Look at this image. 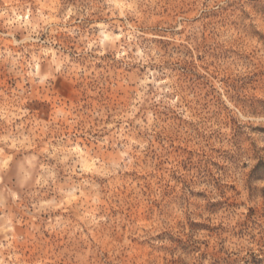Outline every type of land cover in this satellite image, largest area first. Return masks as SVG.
<instances>
[{
  "label": "rangeland",
  "instance_id": "1",
  "mask_svg": "<svg viewBox=\"0 0 264 264\" xmlns=\"http://www.w3.org/2000/svg\"><path fill=\"white\" fill-rule=\"evenodd\" d=\"M252 17L264 0H0V264H114L129 223H147V189L239 192L215 169L264 146Z\"/></svg>",
  "mask_w": 264,
  "mask_h": 264
},
{
  "label": "clouds",
  "instance_id": "2",
  "mask_svg": "<svg viewBox=\"0 0 264 264\" xmlns=\"http://www.w3.org/2000/svg\"><path fill=\"white\" fill-rule=\"evenodd\" d=\"M257 23L264 26V20L252 17L247 35L253 37L250 33L252 29L257 31ZM155 71L161 76L178 79L166 67ZM220 158L223 166L219 164L220 169H214L225 178H232L234 185L238 182L240 191L235 186H225L211 179L210 183L219 193L215 199L220 202H209L207 196L198 197L192 195V191L188 192L187 199L183 196L166 199L163 183L147 189V194L137 199L147 223H129L124 236L126 243L119 246L120 259L112 258L114 264H217V261L220 264L225 261L227 264H253L254 259L264 264V210L249 209V205L264 202V179L250 180L253 169L264 160V146L258 149L255 145L246 150L235 147L234 154L227 153ZM244 160L254 162L251 168L248 163H242ZM245 171L248 172L246 179L237 181ZM226 192L233 193V199L239 203L223 202L221 197L227 199ZM209 204L219 207L209 210ZM245 209H249L246 214ZM254 221L259 227L253 226ZM192 225L203 227L193 229ZM207 240H214L223 252L210 253Z\"/></svg>",
  "mask_w": 264,
  "mask_h": 264
}]
</instances>
